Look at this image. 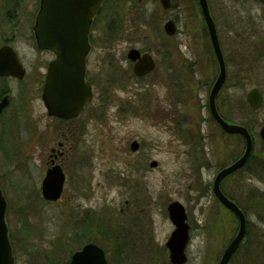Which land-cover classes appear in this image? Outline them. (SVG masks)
<instances>
[{
  "label": "rangeland",
  "instance_id": "obj_1",
  "mask_svg": "<svg viewBox=\"0 0 264 264\" xmlns=\"http://www.w3.org/2000/svg\"><path fill=\"white\" fill-rule=\"evenodd\" d=\"M33 1L0 0V45L14 37L12 44L28 71L37 74L36 68L40 63L43 67L49 56L37 57L31 48L28 18ZM209 3L222 38L231 28L249 38L239 47L244 54L236 67L243 68L241 76L247 82L233 83L230 75L217 104L229 118L251 125L258 153L264 149L258 135L264 122V4ZM18 4L21 10L11 16L13 11L7 9ZM169 18L177 21L173 36L163 32ZM258 30L261 33L253 37L251 31ZM206 32L196 0H170L167 9L159 0L104 4L90 30L86 59L93 97L69 139L66 128L46 116L38 82H0V89L10 93L9 104L0 113V185L16 264H61L87 236L108 254L140 255L124 264L134 260L152 264V259L153 264H167L165 241L173 225L166 208L173 200L184 206L190 226L184 264H217L236 232L237 220L214 197L212 183L217 170L240 155L244 145L237 136L224 135L202 108L208 91L196 78L206 77L213 62ZM131 47L148 50L155 61L154 70L139 80L130 73L126 58ZM253 86L263 92V102L258 110L249 111L245 94ZM185 124L190 136L182 129ZM197 129L205 138L203 158L194 152ZM133 140L139 146L135 151L129 146ZM59 141L66 142L65 149L72 145L61 161L64 188L56 202H45L40 185L50 148H57ZM151 161L156 165L150 166ZM258 163L260 168L254 167ZM222 185L244 203L248 220L247 238L229 264H264L259 251L264 246V220H258V210L252 209L260 197L264 199V155L257 163L251 159L249 167ZM104 227L114 233L111 239L98 232Z\"/></svg>",
  "mask_w": 264,
  "mask_h": 264
},
{
  "label": "water",
  "instance_id": "obj_2",
  "mask_svg": "<svg viewBox=\"0 0 264 264\" xmlns=\"http://www.w3.org/2000/svg\"><path fill=\"white\" fill-rule=\"evenodd\" d=\"M104 0H41L40 10L36 17L34 33L37 46L54 53L55 58L47 66L41 99L49 116L60 119H72L78 116L83 106L92 98L89 82L85 80V61L89 51L88 34L92 18ZM161 6L167 9L169 0H159ZM264 2V0H260ZM198 4L205 22L213 53L219 65L218 76L213 83L208 103L210 112L220 127L227 133L241 134L245 139V150L242 156L222 168L214 177L213 192L216 198L226 208L231 210L239 221L236 235L224 249L218 264H227L238 248L245 233V218L242 211L229 200L220 190L219 183L226 175L242 167L251 150V138L247 130L236 124L224 121L216 111L215 97L225 81L224 61L219 46L216 28L208 11L206 0H198ZM167 35L176 32L174 20H167L163 26ZM128 59L135 61L134 72L140 77L149 73L154 67V61L148 53L131 48L127 53ZM21 64L15 52L8 46L0 47V74L12 75L21 78ZM249 106L256 109L260 105V95L252 89L246 95ZM7 97L0 101V110L6 105ZM260 136L264 140V124L260 129ZM132 150L137 143L132 142ZM151 162L150 166H155ZM64 182V173L59 165L47 169L41 183V195L44 200L56 201L61 194ZM169 219L174 230L168 237L165 246L169 252L172 264H183L186 261L185 248L188 243L189 226L185 222L186 215L183 206L171 202L167 207ZM6 200L0 189V264H14L12 249L8 239V229L5 221ZM68 264H106L104 251L94 243H86L73 253Z\"/></svg>",
  "mask_w": 264,
  "mask_h": 264
},
{
  "label": "flooded vegetation",
  "instance_id": "obj_3",
  "mask_svg": "<svg viewBox=\"0 0 264 264\" xmlns=\"http://www.w3.org/2000/svg\"><path fill=\"white\" fill-rule=\"evenodd\" d=\"M256 1H258V2H260V3H263L264 4V2H262V1H260V0H256ZM196 2H197V7H198V11H199V13H200V15H201V18H202V13H201V10H200V7H199V4H198V0H196ZM206 2H207V6H208V11H209V14H210V16H211V19H212V21H213V23H214V25H215V28H216V23H215V20H214V16H213V13H212V10H211V8H210V3H209V0H206ZM15 5V4H14ZM40 5H41V0H34L33 1V3H32V11H31V13L29 14L30 16H29V18H28V21H29V25H30V37H31V40H32V46H31V48L34 50L33 52H34V54L35 55H37V57L39 56V54L41 55V54H48V56H49V59H47L46 61H45V63H44V66L42 67L41 66V63L38 65V68H36V70L38 71L37 72V74H34V73H32V72H29L28 71V69H27V66H26V64H25V62L23 61V59H22V56L19 54V52H18V50L15 48V45L14 44H12V42H13V39L12 38H14V37H12L11 38V40L10 39H5L4 41H3V43H1V45H0V47H2V46H8V47H10L14 52H15V54H16V56H17V58H18V60H19V62H20V64H21V67H22V74H23V76L21 77V78H19V77H16V76H12V75H2V74H0V82H7V81H10V80H14V81H16V82H18V83H20V82H23V81H28V82H33V83H37L38 82V84H39V96H40V99H41V92H42V88H43V84H44V81H45V73H46V70H47V66H48V63L52 60V59H54V54L51 52V51H49V50H45V49H41V48H39L38 46H37V44H36V39H35V33H34V25H35V22H36V17H37V14H38V12H39V10H40ZM14 7V6H13ZM22 6H21V4H18L17 5V8H13V9H7V10H10L9 12H12L13 11V14H11V16H15V14H18V13H16L17 11V9L20 11ZM102 10H103V3H102V5L100 6V9L98 10V13L94 16V18H93V21H92V26H94V23H95V20L97 19V18H99L100 17V15L102 14ZM174 20V22H175V24H177V21H176V19H174V18H169V19H167V20ZM202 22H203V18H202ZM227 31V34L225 35V38H222V36H220L219 35V33H218V29L216 28V34H217V38H218V42H219V46H220V49H221V53H222V57H223V61H224V67H225V81H224V84H225V82L227 81V79L229 78V77H231L230 75H232V78H231V80L232 81H234L233 83H235V80H236V82L238 81V80H241L243 83H245V82H247L246 80H245V78L244 77H242V76H240V73L239 72H235L234 71V66H236V63L237 62H235L234 61V55H233V52H232V46H233V44H234V42H235V30L233 29V28H231V29H228V30H226ZM164 32V31H163ZM239 33H241V31H239ZM251 33H253V37H257L260 33H261V30H258L257 32H255V31H251ZM206 34H207V36L209 37V35H208V33L206 32ZM258 34V35H257ZM175 35V34H174ZM173 36V35H172ZM210 41V40H209ZM255 43V42H254ZM210 47H212L211 46V44H210ZM131 48H135V47H131ZM131 48H129L128 49V51L131 49ZM226 48V52L224 51V49ZM136 49H138V48H136ZM139 50V49H138ZM211 50H212V48H211ZM128 51L126 52V58L128 59V57H127V53H128ZM139 52H140V55H142L143 53H148V54H150L151 55V53L148 51V50H139ZM210 54H211V58H212V60H213V62H211L212 63V65H211V71H210V73H208V74H206L205 76L206 77H203V79L202 78H196L197 79V82H199V84H200V87H202L205 91H208V95H209V92H210V89H211V87H212V85H213V83L215 82V80H216V78H217V76H218V73H219V65H218V62H217V60H216V57H215V55H214V53H213V51H211L210 52ZM152 59H153V57H152ZM128 61H129V63H130V65H129V70H130V73L133 75V78H137L138 80L139 79H142V78H144V77H146V76H148L153 70H154V67H155V61H154V59H153V61H154V67H153V69L148 73V74H146V75H143V76H140V77H138L136 74H135V72H134V64H135V61H132V60H130V59H128ZM184 64H185V68L187 69V66H186V62L185 61H182ZM244 64L245 65H247L248 66V64H247V62H244ZM243 64V65H244ZM246 66V67H247ZM184 67H182V68H184ZM43 69V70H41V69ZM230 68H232L233 70H230ZM85 78H86V73H85ZM87 79V78H86ZM248 79V78H247ZM223 84V85H224ZM223 85H222V87H221V89L218 91V93H217V95H216V98H215V107H216V109H217V111H218V113H219V115L226 121V122H228V123H231V124H237V123H239V125L240 126H242V127H244L246 130H247V132H248V134L250 135V138H251V142H252V146H251V150H250V155H249V157L247 158V160H246V162L244 163V165L242 166V167H240L239 169H237L236 171H234V172H232V173H230V174H228V175H226L224 178H222L221 179V181H220V183H219V188H220V190L222 191V193L229 199V200H231L241 211H242V213H243V215H244V218H245V236H244V239H246L247 238V229H248V220H247V216H246V211L244 210V208H243V206H244V203H243V205L242 204H240V201H238V200H236L233 196H232V194L231 193H229L228 191H227V189H225L224 187H223V182L226 180V179H229L230 178V176L232 177L233 175H236L237 173H239V172H241L242 170H245L247 167H249L250 166V162H251V159H254V163H257V162H259V159L261 158V157H263V155H264V149H262V150H260V152H258V153H255V151H257L255 148H256V146H255V142H254V139H255V137H256V134H255V132L253 131V130H251L244 122H246V121H243V122H236L232 117H228V116H226L224 113H223V111L220 109V107L218 106V104H217V99H218V94H219V92L222 90V88H223ZM252 89H255V90H257V92L259 93V95H260V99H261V101L263 100V92L261 91V89L259 88V87H257V86H253L252 88H250L247 92H246V94H245V97H246V95L248 94V92H250ZM208 95H207V103H205L204 102V104L202 105V108L204 109V111H206V112H208V114H209V117L212 119V121L218 126V128H219V125L216 123V121L213 119V117L211 116V113H210V108H209V103H208ZM4 97H7V103H6V105L0 110V113L2 114V112L4 113V109L8 106V104H9V101H10V93H9V89L8 88H1L0 89V101L4 98ZM42 101V100H41ZM90 103V102H89ZM89 103H87L86 105H84V107L81 109V111L79 112V114H78V116L77 117H75V118H72V119H60V118H58V117H54V116H49L48 114H47V112H46V109H45V113H46V116L48 117V118H50V119H52V121H54V122H56V123H59V125H61L62 127H65L66 128V130L68 131L67 132V139H69V138H71L72 137V135L70 134V133H73V128H74V123H75V121L77 120V119H79V117L85 112V108L87 107V105L89 104ZM43 104V103H42ZM230 107V106H229ZM228 107V113L229 114H231V112H232V110L230 109ZM230 109V110H229ZM73 129V130H72ZM182 129H184L185 131H186V133L188 132V127L186 126V124L184 125V127H182ZM72 130V131H71ZM199 132H197L196 134H195V139H196V141L195 142H193L194 144V152H196V153H198L199 154V156L201 157V158H203V156H202V154H204V148H205V145L202 143V141H204L205 140V138H204V135L203 134H201L200 133V129H197ZM220 131L224 134V135H227V136H232V137H235V136H237L239 139H241V140H243V141H245V139H244V137L241 135V134H238V133H233V134H231V133H226V132H224L223 130H221L220 129ZM188 134V133H187ZM258 135H259V132H258ZM188 136H190V134H188ZM260 137V136H259ZM66 139V140H67ZM198 140V141H197ZM133 141H135V140H133ZM135 142H137V141H135ZM198 142V143H197ZM66 143V142H65ZM65 143L64 142H58V147L57 148H55V147H51L50 148V153H49V155H48V164H49V166L48 167H51V166H54V165H59L60 167H61V169L63 170V168H62V166H61V161H62V159H64V157H66L67 156V154H69L68 153V150L72 147V145H71V143H69V141H68V143H69V145H68V147L65 149ZM263 144V146H264V142H262ZM131 144V143H130ZM130 144H129V146H130ZM198 144V145H197ZM139 146H138V142H137V148H138ZM137 148H136V150H137ZM244 151V150H243ZM259 151V150H258ZM203 152V153H202ZM79 153V152H78ZM243 154V152L240 154V155H238V156H236L235 158H233L232 160H231V163L232 162H234L236 159H238L241 155ZM80 157H82V159H85V156H83V155H80ZM195 158L196 159H201V158H198V156H195ZM230 163V164H231ZM229 164V163H228ZM228 164H226V165H228ZM259 166V163L258 164H254V167H258ZM223 167H225V165L224 166H222V167H220L218 170H217V172H216V174L223 168ZM258 168H260V167H258ZM64 172V171H63ZM215 174V175H216ZM64 182H65V180H64ZM63 188H64V184H63ZM62 192H63V189H62ZM62 194V193H61ZM260 199L264 202V199L263 198H261L260 197ZM218 201V200H217ZM219 202V201H218ZM242 202H244V201H242ZM246 202H248V205H249V203H250V197H249V195H248V198H247V201ZM220 203V202H219ZM221 206H223L222 204H221ZM223 208H225L226 209V211L229 213V214H231L232 215V217L233 218H235L236 220H237V228H238V218L236 217V215L231 211V210H229L228 208H226L225 206H223ZM253 210H258V212H259V216H257V219L258 220H260V221H262V220H264V203L263 204H261V205H259L258 207H256V206H254V208H253ZM105 228V230L104 231H102V235H103V239H105V240H108V238L107 237H104L107 233L108 234H114L110 229H108V231H107V229H106V227H104ZM237 228H236V231H237ZM100 234H101V232H100ZM235 234H236V232H235ZM234 234V235H235ZM234 235L231 237V239L234 237ZM230 239V240H231ZM243 239V240H244ZM255 239V238H254ZM229 240V241H230ZM88 242H91V241H85V242H83V244L78 248V249H80L84 244H86V243H88ZM94 243V242H93ZM229 243V242H228ZM228 243L226 244V246L228 245ZM242 243H243V241H242ZM241 243V244H242ZM253 243H255V244H257V246H259V242L257 241V240H254V242ZM241 244L239 245V246H241ZM261 245H262V243H260ZM260 245V246H261ZM225 246V247H226ZM225 247L223 248V250H222V253H223V251H224V249H225ZM251 247V246H250ZM78 249H75L74 251H76V250H78ZM103 249V251H104V258H105V261H106V264H124L125 263V261H127V258H130V259H132L133 257L134 258H136V257H138V258H140V255H138V254H132V255H130L129 256V254H123V253H111V254H108L106 251H105V249L104 248H102ZM74 251L73 252H71L70 254H68L66 257H64V259H62L63 261H62V263L61 264H68L69 262H70V260H71V258H72V256H73V253H74ZM237 251V250H236ZM260 251V257H262L263 256V253H264V246H262L261 247V249L259 250ZM222 253H221V256H222ZM235 254V253H234ZM234 254L232 255V257L230 258V260H229V262L234 258ZM221 256H220V258H221ZM152 258H154V256L152 257ZM219 258V259H220ZM147 259L148 260H150L149 258H148V255H147ZM163 260H165V258L163 259ZM168 262H167V264H172L171 262H170V260H169V253H168ZM139 262H140V260H138ZM152 261L154 262V259H152ZM136 261L134 260V263L133 264H136L135 263ZM153 262H152V264H153ZM218 262H219V260H218ZM218 262H217V264H218ZM229 262L227 263V264H229ZM156 264V263H155ZM163 264H165L164 262H163Z\"/></svg>",
  "mask_w": 264,
  "mask_h": 264
},
{
  "label": "trees",
  "instance_id": "obj_4",
  "mask_svg": "<svg viewBox=\"0 0 264 264\" xmlns=\"http://www.w3.org/2000/svg\"><path fill=\"white\" fill-rule=\"evenodd\" d=\"M111 0H106L105 2H104V4H106V3H108V2H110ZM112 19H117V20H119L117 17H113ZM114 21V20H113ZM226 22H227V20H226ZM112 28V24L111 25H108V27H107V29H111ZM234 30H235V42H234V44H233V46H232V52H233V55H234V61L236 62V60H238L237 61V63H236V66H234L235 68H234V71L237 73V72H239L240 73V76H241V73H243V68L242 67H238V68H236L237 67V65H239L240 66V64H241V62H239V59L238 58H240L241 57V55L242 54H244L241 50H239V47L240 46H242V44L243 43H245L249 38H248V36H244V35H242L241 33H239V28L236 30V28H233ZM242 29V28H241ZM245 41V42H244ZM245 58V57H244ZM241 59V58H240ZM239 81H241V80H238L237 81V83L239 82ZM241 83H243V82H241ZM245 124L251 129V125L250 124H247V122H245ZM264 202L260 199L259 200V202L255 205L256 207H258L259 205H261V204H263ZM254 208V207H253ZM252 208V209H253ZM86 228V227H85ZM98 232H101V234H102V231L101 230H98ZM86 235V233H83V236H85ZM106 236L108 237V238H110L111 239V236H110V234H106ZM86 237V236H85ZM10 240H11V243L13 242V239H12V236L10 235ZM85 241H94V242H96V243H99V242H97L96 240H94V239H92V238H90V237H88L87 236V238H86V240H83V241H80V242H82V243H79L78 244V247L76 248V249H78L82 244H83V242H85ZM12 246H13V244H12ZM75 250V249H74ZM71 252H73V251H71ZM234 259V258H233Z\"/></svg>",
  "mask_w": 264,
  "mask_h": 264
}]
</instances>
